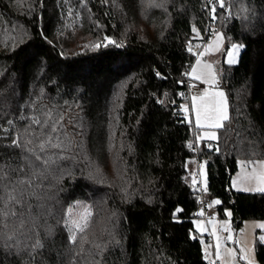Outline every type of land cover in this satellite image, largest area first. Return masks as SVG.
Listing matches in <instances>:
<instances>
[{
    "label": "trees",
    "instance_id": "16d2710c",
    "mask_svg": "<svg viewBox=\"0 0 264 264\" xmlns=\"http://www.w3.org/2000/svg\"><path fill=\"white\" fill-rule=\"evenodd\" d=\"M211 7L0 0V164L29 155L13 139L39 152L53 122V142H62L47 153L55 163L36 179L31 208L16 206L26 222L19 247L43 244L32 264H207L194 226L200 209L218 199L219 217L231 210L237 229L264 220V192L231 187L240 160H264V0H225L215 20ZM217 31L243 49L237 64H223L229 117L208 142L183 107L194 47ZM190 161L205 162L206 190L193 181ZM80 202L91 216L72 244L70 210ZM17 225L0 220V233ZM255 253L264 264L258 237ZM0 261L29 264V256L0 244Z\"/></svg>",
    "mask_w": 264,
    "mask_h": 264
},
{
    "label": "rangeland",
    "instance_id": "374dc122",
    "mask_svg": "<svg viewBox=\"0 0 264 264\" xmlns=\"http://www.w3.org/2000/svg\"><path fill=\"white\" fill-rule=\"evenodd\" d=\"M221 35L219 45H217L216 35H212L206 42L197 44L194 47V53L196 60L189 71V78L193 81L200 82L203 87V99L199 97L201 104L195 107V111H191L190 105L187 104L183 107L187 119L191 122L194 115L197 116V109L200 110L201 120L204 123V114L208 110L214 109L221 97L217 96L216 93L223 92V100L226 101L227 113L229 117V104L225 89L222 86L221 70L223 64L233 66L238 63L240 54L243 49V45L240 43L227 44L225 35L222 31H217ZM233 45L240 46L239 51L234 53L236 62L229 63L230 51H233ZM203 53V54H202ZM202 54V55H201ZM199 61V63H197ZM207 65H211L208 68ZM196 69V75L202 76L203 79H195L192 76V70ZM215 77L213 80L212 77ZM194 109V108H193ZM193 112V115H192ZM226 121V120H225ZM225 121H222V126ZM221 126V127H222ZM214 128V127H209ZM203 165V169H201ZM188 169L191 173L193 181L197 184L202 185V189H205V181L207 185V168L204 161L188 163ZM203 172V174H201ZM261 174H264V160L259 159L255 161L240 160L239 169L233 175L231 179V187L235 191L239 192H261L256 189L264 187V183L261 182ZM218 200V199H215ZM213 200V201H215ZM218 204L208 205L207 211L204 212L200 209L198 216L194 219V226L197 231L198 237L200 238L203 246L204 255L207 258H217V238H219L220 245V260L222 264H259L256 259L255 253V240L256 238L264 235V228L260 225H264V220L249 219L245 220L240 229H237L232 220L231 210H226L224 217H219L217 213ZM85 210L91 213L90 208L87 204L80 202L76 203L70 210L72 221H79L80 218L85 214ZM203 213V215H200ZM230 213L231 215H228ZM91 216V215H90ZM88 216L87 220H89ZM200 225V228H197ZM231 239H228V237ZM243 248L244 251H241ZM243 257V258H242Z\"/></svg>",
    "mask_w": 264,
    "mask_h": 264
},
{
    "label": "snow or ice",
    "instance_id": "6c2138e0",
    "mask_svg": "<svg viewBox=\"0 0 264 264\" xmlns=\"http://www.w3.org/2000/svg\"><path fill=\"white\" fill-rule=\"evenodd\" d=\"M209 3L212 4V7L209 9L212 14V19L215 20L217 6L220 9L225 8V0H209ZM195 32L196 29L193 28ZM216 35L217 45L221 40V35L218 33H213ZM108 43H114L112 40L105 38ZM96 47H100L99 44L95 45ZM239 47L237 45H233V51L228 53L230 59L229 63H235L236 58L234 53L239 51ZM203 54V53H202ZM201 54V55H202ZM199 63V61H197ZM208 68H211V65H207ZM192 76L195 79H203L202 76L196 75V69L192 70ZM214 80L215 77L213 76ZM217 96L221 97V100L218 102L217 106L208 110L204 114V123H201V113L200 110L197 109V127H214L219 128L222 126V121L228 119L227 106L226 101L223 100L224 93L218 92ZM195 97L193 100L195 101ZM195 107V104H194ZM187 111V108L184 109ZM34 123H40L38 120H34ZM57 132L56 123L53 122L48 127V131L44 134L45 139L38 144L39 152L36 151L35 148H28L27 146H21L17 139H13L11 142V146L16 148H21L22 151L29 153L27 156H23L21 162L13 163L11 160L6 161L4 164H0V220L8 221L9 218L18 219V225L14 229L12 233H0V244H2L3 248L7 250L8 254L11 255H19L21 252H25L29 256V264H32V261L35 260L37 250L43 247V244L39 239H37L30 247L20 248L19 241L16 240V233L19 232L23 234V230L25 229V220L24 213L17 212L16 206H20L21 208L27 206L29 209L31 205L28 204V197L36 196L35 188L39 187V185L35 184V181L38 177H43L52 164L55 163L53 156L49 153L50 149H61L62 150V142L54 143V140H59L58 137L53 136L52 134ZM209 139H215L214 133H206ZM28 144L32 143V141H28ZM192 145H189L191 147ZM45 154V155H41ZM60 158V157H57ZM39 162V164L37 163ZM201 169H203V165H201ZM203 174V172L201 173ZM261 182L264 183V174H261ZM205 190H206V181H205ZM257 191L264 192V187H259L256 189ZM39 198V197H37ZM213 204H219V200H215L212 202ZM177 212L181 211L180 209L176 210ZM91 213L85 210V214L80 218L79 221H72V226L69 227L66 224V227H69L70 236L69 241L72 244L77 242L76 233H83L87 227L88 216ZM203 215V213H200ZM228 215H231L228 213ZM34 224V222H33ZM5 226L7 224L5 223ZM261 228H264V225H260ZM197 228H200V225H197ZM228 239H231L229 236ZM260 242L264 243V235L259 237ZM241 251H244L243 248ZM217 259L220 258V245L219 238H217V251H216ZM243 258V257H242ZM2 264V261H0Z\"/></svg>",
    "mask_w": 264,
    "mask_h": 264
},
{
    "label": "crops",
    "instance_id": "0c3cea01",
    "mask_svg": "<svg viewBox=\"0 0 264 264\" xmlns=\"http://www.w3.org/2000/svg\"><path fill=\"white\" fill-rule=\"evenodd\" d=\"M191 80V79H190ZM191 82L192 83H198V84H200L201 86H202V92H201V94L200 95H198V96H192L191 97V100H190V109H191V111H195V107H197L198 106V104H201V103H199L198 101H200L199 99V97H201V99L202 100H204L203 99V87H204V85H202L200 82H197V81H193V80H191ZM196 98L195 99V101L193 100V98ZM194 104H195V107H194ZM194 108V109H193ZM192 115H193V112H192ZM193 122H194V124L197 126V123H196V119H197V116L195 115V112H194V115H193ZM201 120H203L202 118H201ZM225 121V120H224ZM201 123L203 124V122L201 121ZM198 128H200V135H199V139H201V140H204V141H208V142H212V141H215V140H217V138H218V129L220 128H209V127H207V126H205V127H198ZM206 133H214L215 134V139H209L208 138V136L207 135H205ZM207 259H213L211 256H208L207 257ZM234 264H238L237 262H235Z\"/></svg>",
    "mask_w": 264,
    "mask_h": 264
},
{
    "label": "built area",
    "instance_id": "2783aa9c",
    "mask_svg": "<svg viewBox=\"0 0 264 264\" xmlns=\"http://www.w3.org/2000/svg\"><path fill=\"white\" fill-rule=\"evenodd\" d=\"M202 92V86L198 83H190L189 84V88L186 92V95L188 97H192V96H198L200 95ZM197 188L201 191L205 190L204 188L202 189V185L201 184H197ZM207 264H222V261L220 259L217 258H213V259H208L207 260Z\"/></svg>",
    "mask_w": 264,
    "mask_h": 264
}]
</instances>
